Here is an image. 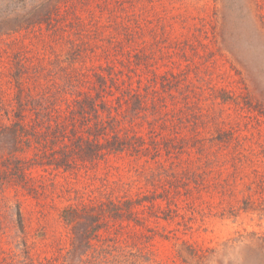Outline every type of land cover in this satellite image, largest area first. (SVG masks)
<instances>
[{
  "label": "rangeland",
  "instance_id": "1",
  "mask_svg": "<svg viewBox=\"0 0 264 264\" xmlns=\"http://www.w3.org/2000/svg\"><path fill=\"white\" fill-rule=\"evenodd\" d=\"M138 6L147 34L135 47L156 34L166 45L194 40L200 52L188 50L200 68L189 70L187 95L198 115L179 128L191 141L175 158L172 200L157 198L156 210L137 205L139 220L111 222L85 238V220L68 223L66 206L151 194L136 163L113 156L88 177L33 170L36 192L0 189V264H264V0ZM173 60L176 70L186 63L181 54Z\"/></svg>",
  "mask_w": 264,
  "mask_h": 264
},
{
  "label": "trees",
  "instance_id": "2",
  "mask_svg": "<svg viewBox=\"0 0 264 264\" xmlns=\"http://www.w3.org/2000/svg\"><path fill=\"white\" fill-rule=\"evenodd\" d=\"M140 1L4 0L5 9L0 2L1 192H36L33 170L88 177L113 156L132 158L137 180L144 175L153 186L137 198L66 206L68 223L85 220V238L138 219L137 205L156 210L157 198L172 200L175 158L191 141L179 128L198 115L187 98L189 70L200 71L188 54L200 55L195 41L166 45L155 34L135 47L147 34ZM175 54L186 62L178 70L170 66Z\"/></svg>",
  "mask_w": 264,
  "mask_h": 264
}]
</instances>
